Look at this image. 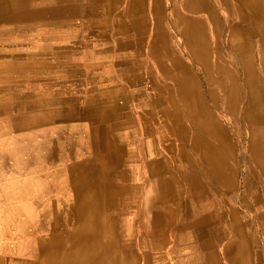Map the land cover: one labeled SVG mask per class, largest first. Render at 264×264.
I'll list each match as a JSON object with an SVG mask.
<instances>
[{
    "label": "bare ground",
    "instance_id": "bare-ground-1",
    "mask_svg": "<svg viewBox=\"0 0 264 264\" xmlns=\"http://www.w3.org/2000/svg\"><path fill=\"white\" fill-rule=\"evenodd\" d=\"M119 3L0 0V34L29 37L40 25L65 32L68 12L101 21ZM128 4L118 54L99 57L113 59L112 72L74 79L85 91L76 113L62 106L75 96L61 95L70 84L57 78L82 68L88 36L0 41L21 42L0 45L19 50L0 51L11 62L27 59L0 76V109L17 110L0 119V264H137L139 222L148 264H258L264 0ZM147 32L148 64L138 67L131 59ZM35 84L57 88L49 100L59 104L39 103L28 89ZM232 127L245 140L239 148ZM142 178L148 190L137 207Z\"/></svg>",
    "mask_w": 264,
    "mask_h": 264
},
{
    "label": "rangeland",
    "instance_id": "rangeland-1",
    "mask_svg": "<svg viewBox=\"0 0 264 264\" xmlns=\"http://www.w3.org/2000/svg\"><path fill=\"white\" fill-rule=\"evenodd\" d=\"M143 1L146 3L147 0H143ZM165 1H167V0H164V2ZM128 2H129V0H121V3H119L118 6L115 8L114 13H111V15L109 16L110 18H105L101 21H92L90 19L89 22H87L86 31L89 32L88 41L90 43H89V45L84 46V48H82V51L80 53L79 59L81 61L80 63L83 66L82 67L83 71L79 72L78 75L84 76V78L86 79L87 77L98 76V75L103 74V73L112 72L113 66H114L113 59H111V57L108 56L107 57L108 59H106L105 61H100L101 59L99 57L102 54L107 55L108 54L107 52L110 50H113V52H115L116 55L118 54L117 53V51H118L117 33H118L120 26L127 19L126 13H127V9L129 6ZM148 4H149V0H148ZM102 21H105V22H102ZM165 25H166V23L164 24V26ZM43 28H44V26H42V25H40V27L36 26L35 29L30 32L31 34L29 37H26V35H23L21 32H17L16 34H13V35L7 34V33L0 34V41H4V40L8 41V40L14 39V40H21V42H26L28 40H32L33 37L38 35V34L45 33V30ZM171 34L173 35V32H171ZM174 38H179V36L174 37ZM21 42L17 41V42H12V43H0V45H2V46L5 45L3 47H6V45L8 47L9 46L10 47L11 46L16 47V46H20ZM35 46L36 45H30V46L25 47L24 49L26 52H35L36 51ZM143 46L144 47L142 49V52L138 56L134 55V58L132 57V59H131L132 64L133 65L136 64L135 66H137L138 62H139L138 67H141L142 65L148 64V53H147L148 52V32L146 33L145 42H144ZM0 51L16 52L19 50L6 49L5 48V49H1ZM109 61H112V62H109ZM74 64L78 65L79 61L74 62ZM84 64H85V66H84ZM41 69H48V68L45 67V68H41ZM46 75H48V73ZM42 77H43V75H42ZM4 82H8V84H10L11 81H4ZM74 88H76L75 92L77 94H76V98L74 99L72 110L76 113L80 109L79 104L81 103L80 101L82 98V94L84 93V92H82L84 87L81 84V85H75ZM28 89L33 90V91H42V89L40 88L39 85L34 86V87H31L29 85ZM11 109L12 110L0 109V119L7 118L9 116H13L12 111H17V110H15L13 108H11ZM19 112H22V111H19ZM216 117H218V115ZM220 117H221V115H220ZM221 118H223V117H221ZM232 129L234 130L235 135H236V133H238V135H236L237 137L235 138V143H236V146L239 148V145L241 144L242 140H243V142L245 140L241 137L240 132H236L234 127H232ZM248 165H250V163H248ZM146 183H147V181L145 178H142L139 183H135L136 185H138V189H137L138 195L136 196V199H134V201L137 200V202L135 201V204L137 205V207H141L145 193L148 190L146 187V185H147ZM132 187H134V184H132ZM135 231L137 232L136 233L137 238L134 241L135 251L138 253L137 264H148V258H147V254L145 251V243L147 240L149 241L148 232L146 231L145 226L141 225L140 222L135 227ZM139 242H140V244H139ZM149 245H150V241H149ZM258 264H264L263 255H262Z\"/></svg>",
    "mask_w": 264,
    "mask_h": 264
},
{
    "label": "crops",
    "instance_id": "crops-1",
    "mask_svg": "<svg viewBox=\"0 0 264 264\" xmlns=\"http://www.w3.org/2000/svg\"><path fill=\"white\" fill-rule=\"evenodd\" d=\"M67 17H68V21H69V23H68L69 24V28H67L65 30V32H64V30H61V29H58V28H48V31L45 30L46 32L43 33V36H39L40 34H38V35L34 36L32 40L49 39V40L57 41L59 39L64 38L65 36L63 37V34H66V33H67L66 34V36H67L66 38L72 37L71 39L76 38V37H74V35L75 36L78 35V36H88L89 37V32L86 31L87 22H89L90 19L92 21H98V18H95L92 14L87 13V14H83L82 16H77L76 12H74V11H72L70 13L68 12ZM35 38H37V39H35ZM29 41H31V40H28L25 43H27ZM33 44H35V43H33ZM8 55L9 54H5V53L0 54V66H1L0 67V74H1L0 76L7 75L6 73H10L9 69L5 68V66L9 65V62L13 63V61H17L19 64L27 63L26 62L27 59H25V58H15V60L11 59L12 60V62H11L9 60L10 56H8ZM51 61L53 63V60H51ZM1 63H3V65ZM54 66L57 67L56 64ZM84 66H85V64H84ZM68 67L72 68V63L71 62L68 64ZM82 71H83L82 68L79 69V72H82ZM33 72L35 73L37 71L34 70ZM79 72L75 73L74 70L72 71V69H69L68 73L58 76L57 79L60 81V83L61 82H65V84H64L65 86L68 83L70 84V85L68 84L69 85L68 88L61 89L63 87V85L60 86L61 87L60 89H61V92H62L61 95H68L71 98H73V94H74V96L76 98V94H77L75 92L76 88L73 87L74 82H76L75 81L76 80L75 77H84V76L78 75ZM3 73H5V74H3ZM38 75L41 76V78H45L46 77V79H41V80L42 81H47V75L46 74H38ZM42 75H43V77H42ZM17 76L18 77L22 76V73H20L19 70L17 72ZM48 78H50V77H48ZM80 82L81 81H77V83L74 84V85H79V84L81 85L82 82L81 83ZM38 85H40V84H35L34 86H38ZM34 86H31V87H34ZM40 88L42 89V91H36L38 93L37 94V99L40 100L39 103H42V105H48V106L52 105V107L57 106L59 104V102H57L56 104H53L54 101L50 102V100H49L53 96V93L59 92V90H57V88L52 87V86H43V85H41ZM82 92H84V93L82 94V98H81V101H80L81 103L85 99V91H84V89H83ZM63 101H60V102L65 103V105H62V106L66 107V108H68L70 110L73 109L74 99H72L69 102L67 100H63Z\"/></svg>",
    "mask_w": 264,
    "mask_h": 264
}]
</instances>
